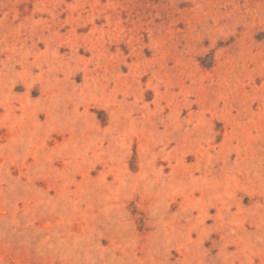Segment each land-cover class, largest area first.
Returning a JSON list of instances; mask_svg holds the SVG:
<instances>
[{
	"label": "rangeland",
	"instance_id": "rangeland-1",
	"mask_svg": "<svg viewBox=\"0 0 264 264\" xmlns=\"http://www.w3.org/2000/svg\"><path fill=\"white\" fill-rule=\"evenodd\" d=\"M0 264H264V0H0Z\"/></svg>",
	"mask_w": 264,
	"mask_h": 264
}]
</instances>
